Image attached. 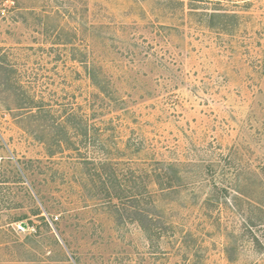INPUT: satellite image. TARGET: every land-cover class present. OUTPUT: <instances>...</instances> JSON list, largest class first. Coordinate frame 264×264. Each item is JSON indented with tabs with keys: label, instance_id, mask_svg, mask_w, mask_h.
Segmentation results:
<instances>
[{
	"label": "rangeland",
	"instance_id": "rangeland-1",
	"mask_svg": "<svg viewBox=\"0 0 264 264\" xmlns=\"http://www.w3.org/2000/svg\"><path fill=\"white\" fill-rule=\"evenodd\" d=\"M0 264H264V0H0Z\"/></svg>",
	"mask_w": 264,
	"mask_h": 264
},
{
	"label": "trees",
	"instance_id": "trees-1",
	"mask_svg": "<svg viewBox=\"0 0 264 264\" xmlns=\"http://www.w3.org/2000/svg\"><path fill=\"white\" fill-rule=\"evenodd\" d=\"M143 196H144L143 194H133L131 196L129 195V196H127V198H128L127 203L130 204L129 205V211L132 212L133 214H140V218L143 220L144 224L146 223V225H147L151 221L150 220L151 215L148 214L149 211L142 210V209L139 210L136 208V205H135L136 203H138V201H140L138 199V197L142 198ZM146 196H151V194L148 193V195H146ZM38 215H40V212L35 214V216H38ZM142 226L144 227L145 225H142Z\"/></svg>",
	"mask_w": 264,
	"mask_h": 264
}]
</instances>
